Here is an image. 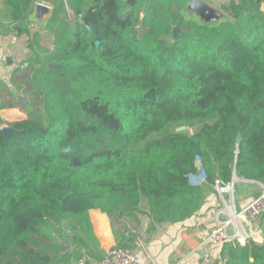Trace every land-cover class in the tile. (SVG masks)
<instances>
[{"label": "trees", "instance_id": "trees-1", "mask_svg": "<svg viewBox=\"0 0 264 264\" xmlns=\"http://www.w3.org/2000/svg\"><path fill=\"white\" fill-rule=\"evenodd\" d=\"M38 1L5 0L0 18V35L26 36L35 55L26 118L8 136L0 118V264L102 259L92 209L128 248L133 233L113 222L138 223L142 199L151 232L194 216L216 182L264 185V0H231L217 23L187 17L191 0H46L51 50L31 32ZM220 261L264 264V244L227 241Z\"/></svg>", "mask_w": 264, "mask_h": 264}, {"label": "crops", "instance_id": "crops-1", "mask_svg": "<svg viewBox=\"0 0 264 264\" xmlns=\"http://www.w3.org/2000/svg\"><path fill=\"white\" fill-rule=\"evenodd\" d=\"M201 1L222 13L223 17L220 21L227 18L221 7L231 0ZM38 6H43L45 9H39ZM51 9V5L46 0H41L34 4L29 16L31 32L38 33L40 46L49 50L52 49L53 36L45 30V25ZM185 15L199 19L187 8H185ZM0 18L4 24L9 21V9L5 0H0ZM27 40L26 36H17L15 33L0 35V53L8 58L0 77V118L3 120L4 127L26 118L24 104L31 96L28 82L31 74L29 61L35 58L34 52L27 47ZM235 180L236 187L233 189L232 186V195L226 194L224 199L230 202L232 198L235 210L239 212L255 197L264 193V185L254 181ZM222 208V198L214 189V191H207L200 210L183 222L162 223L155 225L154 229L148 232L151 221L146 215L147 204L144 199L139 204L140 211L134 215L138 223L120 221L122 226L125 225L133 233L134 243L128 248L138 253L141 264H197L204 252H207L217 263L225 264L220 261L223 243L212 244L208 239L209 231L213 227L228 220V215L221 212ZM88 213L93 234L99 241L100 249L105 252L108 248L115 246L116 241L109 217L95 209L89 210ZM232 230L233 227L229 226L228 231ZM243 231L247 235V240L264 244V218L256 224H244ZM100 260L82 256L79 260L71 259L69 264H98Z\"/></svg>", "mask_w": 264, "mask_h": 264}, {"label": "built area", "instance_id": "built-area-1", "mask_svg": "<svg viewBox=\"0 0 264 264\" xmlns=\"http://www.w3.org/2000/svg\"><path fill=\"white\" fill-rule=\"evenodd\" d=\"M261 12L264 13V2L261 4ZM8 58L5 54L0 53V77L1 70L7 64ZM197 173L190 175V181L193 185L203 182V171L197 164ZM215 191L220 194L223 202L221 212L228 215V220L222 224H218L209 231L208 239L212 244H222L232 241L244 246L248 241L246 233L243 231L244 224L259 223L264 215V193L255 197L246 204L239 212L235 210L233 200L230 202L224 199V195H232V186H220L218 182L213 186ZM232 226L233 230L228 231V227ZM98 264H141L138 253L131 248L113 246L105 250L102 259ZM197 264H219L213 260L207 252H204Z\"/></svg>", "mask_w": 264, "mask_h": 264}, {"label": "water", "instance_id": "water-1", "mask_svg": "<svg viewBox=\"0 0 264 264\" xmlns=\"http://www.w3.org/2000/svg\"><path fill=\"white\" fill-rule=\"evenodd\" d=\"M39 9L45 7L43 6H38ZM187 10H189L192 14H194L196 17H198L202 22L204 23H213V22H218L222 19L223 15L220 11H218L215 8H212L208 4L204 3L201 0H191L187 6ZM87 27V26H85ZM89 28V27H88ZM90 29V28H89ZM179 33L178 28L173 29V36L176 37L177 34ZM98 45V42L95 43ZM187 129L185 125H181L176 129V132H181ZM1 130L5 134V136H8L10 129L8 127H1ZM231 186H233V183H231ZM65 223V221H63ZM67 246L61 245L60 250H65Z\"/></svg>", "mask_w": 264, "mask_h": 264}, {"label": "rangeland", "instance_id": "rangeland-1", "mask_svg": "<svg viewBox=\"0 0 264 264\" xmlns=\"http://www.w3.org/2000/svg\"><path fill=\"white\" fill-rule=\"evenodd\" d=\"M208 123H210V122H204V123H201V124H193L192 127H187V125H185L187 127V129H185L184 131H181V132L182 133L193 134L195 132V130L200 129V128L206 126ZM2 127H4V126H2ZM177 128H178L177 126H171V127L167 128L165 131H163L161 133L153 134L146 141H140L138 144L134 145L133 147L135 149H141V148H144L146 146V144L147 143H150V142H163L170 135L175 134V133H181V132H176V129ZM113 224L115 225V227L117 228V230H121V228H122L121 221L115 220L113 222ZM60 243H61V245L67 246V248L65 250H62V251H67V250H69V249L72 248V245H70V244H63V241H60Z\"/></svg>", "mask_w": 264, "mask_h": 264}]
</instances>
